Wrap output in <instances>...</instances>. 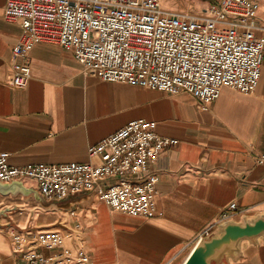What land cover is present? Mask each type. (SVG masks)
I'll use <instances>...</instances> for the list:
<instances>
[{
    "label": "crops",
    "instance_id": "crops-1",
    "mask_svg": "<svg viewBox=\"0 0 264 264\" xmlns=\"http://www.w3.org/2000/svg\"><path fill=\"white\" fill-rule=\"evenodd\" d=\"M6 2L0 0V154L12 166L93 162L90 149L134 121L155 122L159 136L178 143L151 168L160 178L152 219L113 212L87 193L62 202L0 194V264H26L13 237L27 231L60 233L65 248L85 252L93 264H185L200 239L218 233L224 213L237 224L264 218V56L254 94L224 88L205 111L188 93L86 75L72 52L44 44L30 53L32 79L19 90L9 81L22 28L4 20ZM260 12L256 34L264 38ZM24 186L37 190L33 181ZM232 204L238 212H228ZM236 257L228 264H264V237L243 241Z\"/></svg>",
    "mask_w": 264,
    "mask_h": 264
},
{
    "label": "built area",
    "instance_id": "built-area-1",
    "mask_svg": "<svg viewBox=\"0 0 264 264\" xmlns=\"http://www.w3.org/2000/svg\"><path fill=\"white\" fill-rule=\"evenodd\" d=\"M211 1L196 15L167 10L162 0H7L4 20L22 28L9 86L28 87L30 53L44 44L72 52L86 75L172 96L188 93L204 111L224 88L252 95L264 56V38L256 34L259 1ZM156 129L155 122L130 123L92 147L87 164L15 167L0 154V183L33 181L48 202L87 193L113 212L155 218L160 178L151 168L178 143ZM228 212H238L237 205ZM13 241L26 264H93L85 252L65 248L57 232L27 231ZM41 249L56 252L45 256Z\"/></svg>",
    "mask_w": 264,
    "mask_h": 264
},
{
    "label": "water",
    "instance_id": "water-1",
    "mask_svg": "<svg viewBox=\"0 0 264 264\" xmlns=\"http://www.w3.org/2000/svg\"><path fill=\"white\" fill-rule=\"evenodd\" d=\"M0 194L34 195L38 201H42L37 190L27 188L22 182L0 183ZM5 215L6 211H0V217ZM261 237H264L263 217L254 221H245L243 224L225 221L219 227L218 233L199 240L185 264H228L230 260L237 259L243 241H255Z\"/></svg>",
    "mask_w": 264,
    "mask_h": 264
},
{
    "label": "rangeland",
    "instance_id": "rangeland-1",
    "mask_svg": "<svg viewBox=\"0 0 264 264\" xmlns=\"http://www.w3.org/2000/svg\"><path fill=\"white\" fill-rule=\"evenodd\" d=\"M258 1L262 12L264 11V0ZM211 4V0H162V6L167 10L196 15L203 13Z\"/></svg>",
    "mask_w": 264,
    "mask_h": 264
}]
</instances>
